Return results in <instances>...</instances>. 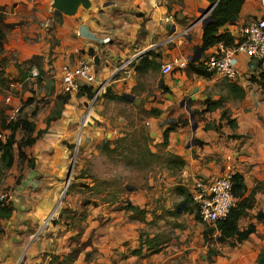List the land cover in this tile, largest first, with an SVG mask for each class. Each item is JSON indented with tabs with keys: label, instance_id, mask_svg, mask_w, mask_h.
Listing matches in <instances>:
<instances>
[{
	"label": "crops",
	"instance_id": "1",
	"mask_svg": "<svg viewBox=\"0 0 264 264\" xmlns=\"http://www.w3.org/2000/svg\"><path fill=\"white\" fill-rule=\"evenodd\" d=\"M209 6L207 0H0L9 25L0 55L9 80L5 106L7 110L13 107L10 114L6 111V120L26 118L34 124L29 138H35L23 147L25 157L20 161L17 143L25 141L27 135L16 131L22 136L15 138L14 164L4 171L9 201L0 208L10 209V214L0 217V264H257L264 248V90L250 78L264 64L239 53L237 81L206 70L203 57L216 53L220 44L201 52V10ZM261 14L257 0H245L237 20L219 28L218 33L228 34L236 43L239 30ZM137 52L143 55L132 71L115 72L116 66ZM194 56L199 59L189 60L183 69L174 67L166 75L160 70L162 64ZM80 63L90 67L94 82L79 80V92L66 95L60 68ZM39 82L43 94L37 91ZM99 88L87 119L86 108ZM64 96L66 102L61 99ZM124 96L133 102L143 100L145 110L150 112L149 137L154 135L158 140L153 148L168 157L170 174L160 179L159 186L148 188L157 199L154 206L147 204V189L138 204L111 202L119 206L113 211L94 204L93 210L87 211L89 215L75 217L79 221L77 229L66 230L65 235L58 233L57 219L72 213L71 206L58 213L60 192L66 181L75 179L71 177L75 171L83 177L76 156L70 163L67 159L73 148L72 131L76 128L87 151L98 139L90 140L88 135L92 121L102 125L108 102L111 107L115 102H131ZM21 98L27 107L36 105L30 114L19 111L15 117ZM184 100L190 101L189 109H182L176 118L192 112L196 129L192 130L189 121L177 124L163 146L164 132L175 123L170 115ZM44 101L52 105L36 120L37 107ZM93 130L94 135L100 133L98 128ZM109 134L106 130L100 143L103 152L114 149ZM226 168L241 176L246 187L242 200L247 207L238 227L242 230L251 225L254 231L239 244L232 240L225 244L204 242L205 224L196 218L192 201L187 210L184 198H191L195 183L207 185ZM73 187L75 183L71 182L68 190ZM168 190L171 201L160 200ZM239 201L234 199V204ZM125 203L144 210L145 219H132V213L123 209ZM95 213L106 215L116 225L105 223L101 227ZM181 215L189 221L180 222ZM50 216L48 225L42 227V221ZM148 216L151 222H176H172L169 235L165 231L144 234L142 239L153 240V244L148 248L141 242L139 250V234L133 231L137 227L127 225V221L146 223ZM90 219L94 222L89 223ZM210 250L217 254L209 256Z\"/></svg>",
	"mask_w": 264,
	"mask_h": 264
},
{
	"label": "rangeland",
	"instance_id": "2",
	"mask_svg": "<svg viewBox=\"0 0 264 264\" xmlns=\"http://www.w3.org/2000/svg\"><path fill=\"white\" fill-rule=\"evenodd\" d=\"M36 88L39 93H44L40 82L37 83ZM4 92L5 95L0 94V124L3 118H8L5 114L6 111L10 114L13 110V107H8L7 110V106L5 105L8 93L6 94V90ZM22 103L23 100L21 98L15 117L18 116L19 111H22V115L26 113L30 114L36 105L33 104L27 107V105ZM108 104L109 105L106 107L108 115L106 118H103V124L100 125L92 121V129H90L88 135H90V140L97 136L98 139H96L95 143L90 146L87 151H85V148L81 145L80 134H78L76 128L72 131L73 148L72 152L67 153V159L70 163L72 158L76 156L83 177H81V173L75 171V174L72 173L71 175V177L75 179L73 181H66L64 188L60 192V199L58 203H56L57 207L60 208L58 213L68 206L72 207V213H65L61 218L57 219V221L60 220L58 221V233L62 232L65 235L67 232L66 230L77 229L79 227V221L76 220L75 217H79V215L82 217L83 215H89L88 212L93 210L92 207L95 206L94 204H97V207H102V210L107 208V210L112 211L118 208L119 206L117 204L121 205L124 200L131 201L132 204H138V201L141 200V195L145 196L146 191L144 190H147L153 184L159 186L161 183L160 179L164 178V175L170 174L171 168L168 164V157L161 149L154 150L153 148L154 143H157L158 140L153 139L154 135L149 137L151 131L149 124L150 112L145 110L143 100L140 102L131 101L127 103L115 102L113 107L110 106L109 102ZM51 105L52 103L50 101L39 103L36 120H39V116L44 114L46 109H50ZM92 105H94V103H90L88 107L86 105L87 110L84 115L87 119L90 117V112H92ZM91 120L92 118L89 119V122ZM104 127L111 133L109 134V138L114 144V149L111 152H103L100 148V143L104 140L103 138L106 134ZM94 128L100 129V133L94 135ZM69 129L71 128L69 127ZM7 134L8 132L6 131L2 132V136H6ZM21 136L22 134L20 132L15 133L16 140H19ZM149 148L159 153L152 154L153 157L151 156L152 158H150V155H148V153H151ZM25 151L29 150L26 149ZM69 166L67 167L69 168ZM76 167L78 168V166ZM4 175L5 174L0 176V194H5V192L9 191L6 188L7 186L5 187L6 176L3 177ZM71 182L75 183V188H69L68 190V187L71 186ZM66 183L68 184L67 187ZM163 185L165 187V184ZM169 188L171 189V187H166V189ZM147 191L146 194L149 195L148 198L145 199H147L146 201L149 200L147 204L152 207L157 199H154L149 189ZM163 194L160 200L166 201L169 199V201H171L169 190L165 191ZM85 200L90 202L89 205H86V208L83 206ZM112 201H116L117 204H111ZM107 204H109V206L104 207ZM80 209L83 211L79 212ZM71 214L73 217H71ZM69 215L70 217H68ZM105 216L106 215L99 213H95L94 215L95 221H97L101 227L112 221L107 220ZM151 220V216H148L146 223L127 221V225H131V227L136 226L137 230L133 231L137 232V234L142 233L143 236L144 234L152 235L158 231H165L169 235L173 232L174 225L172 222H176L169 221L170 219L157 221L155 219V224H153L154 221L151 222ZM178 220L183 223L184 221H189V217L181 215ZM194 220L198 221L197 219ZM92 222L94 221L90 219L89 223ZM111 224L116 225L115 223ZM71 244H74V242L72 241Z\"/></svg>",
	"mask_w": 264,
	"mask_h": 264
},
{
	"label": "trees",
	"instance_id": "3",
	"mask_svg": "<svg viewBox=\"0 0 264 264\" xmlns=\"http://www.w3.org/2000/svg\"><path fill=\"white\" fill-rule=\"evenodd\" d=\"M209 4L213 5L216 3L215 7L210 12L211 22H209L202 31L201 37V52L215 46L218 43H223L224 45L231 47L235 43L233 39L228 34H219L218 29L225 26L228 23H232L237 20L241 8L245 0H207ZM6 16L3 13V8L0 7V55L3 52V44L5 42V34L9 25L5 23ZM247 56V55H246ZM4 60H0V94L5 95V90L9 86V80L5 76V65L2 63ZM206 62V57H203L202 63ZM154 67L152 63L150 65ZM138 70V67L136 68ZM256 85L264 90V66L259 70L256 76L250 78ZM234 89V88H233ZM88 97L91 99V94H88ZM63 102L67 101V96L61 98ZM111 99L122 101L121 97L111 96ZM196 114V113H195ZM225 113H223V118ZM177 124H187V120H175V123H170L169 127L163 134L162 145L165 146L168 142L169 134L175 129ZM21 130L27 135L25 141L21 140L17 143V158L21 161L25 157L23 147L26 145H31L35 138H29V135L34 130V124L28 121L26 118H18L16 121H7L6 118L2 119L0 124V176L4 174V171L9 170L14 164V144H16L15 133L16 131ZM6 131L8 134L2 136V132ZM41 133H38V136ZM150 158H152V153H148ZM152 156V157H151ZM246 187L243 183L241 176L237 174L232 175V195L234 199H241L239 202H235L232 208L230 209L227 217L225 219L216 221L214 224H205L203 230V240L204 242H209L214 240L219 244H225L230 240L235 244L242 243L245 241L251 233L254 231L253 226H248L242 230L238 227V221L241 216L244 215V212L247 207L246 200H242L243 193L245 192ZM191 198L189 195H186L184 202L187 204V210L189 207ZM114 202V201H112ZM123 206V209L127 212H131V218L139 221L145 219L146 212L141 210L139 207L133 206L132 204H127ZM88 205V201L83 202V206ZM3 204L0 203V207ZM194 209V208H193ZM195 211V210H194ZM10 214V209L0 208V217H8ZM198 219V217L196 216ZM142 234H139L138 243L139 250L141 249V242L147 244L148 248L152 247L151 244L153 240H143ZM217 251L210 250V255H216ZM257 264H264V248L260 251L257 257Z\"/></svg>",
	"mask_w": 264,
	"mask_h": 264
},
{
	"label": "built area",
	"instance_id": "4",
	"mask_svg": "<svg viewBox=\"0 0 264 264\" xmlns=\"http://www.w3.org/2000/svg\"><path fill=\"white\" fill-rule=\"evenodd\" d=\"M261 9V17L251 22L239 30L240 39L234 46L228 47L223 43L219 44L218 51L209 55L205 66L208 72H212L231 81L240 79L238 71L237 55L239 53L247 55L249 58L257 59L264 64V0H257ZM143 52H137L125 59L118 66L115 72L128 70L132 71L142 58ZM190 58H178L172 63H165L160 66L162 74L170 73L174 67L183 69L187 66ZM61 83L63 92L66 95H75L79 92V80L94 82L91 76L90 67L85 63H80L77 67L63 65L60 68ZM32 76L37 77L36 71H32ZM103 88V85L100 86ZM100 88L93 95L91 104L98 98ZM218 178L207 185L195 183L191 194L192 204L195 208L198 219L207 224H214L216 221L225 219L234 204L232 195V172L230 168ZM9 201L7 193L0 194V203ZM51 217L42 221V227L48 225Z\"/></svg>",
	"mask_w": 264,
	"mask_h": 264
},
{
	"label": "water",
	"instance_id": "5",
	"mask_svg": "<svg viewBox=\"0 0 264 264\" xmlns=\"http://www.w3.org/2000/svg\"><path fill=\"white\" fill-rule=\"evenodd\" d=\"M216 3L209 6L207 9H204V10H201V18L202 19V22H203V29L206 27V25L211 22V17H210V12L212 11V9L215 7ZM206 18V19H205ZM205 19V20H204ZM200 48L197 50L199 52ZM199 54V53H198ZM199 59V56H194L191 61H196ZM124 98L126 100H129L128 96H124ZM129 101H132V98H130ZM190 105V101H187V100H184L182 101L179 106V110L173 112L171 115H170V118H172L171 120L172 121H175V120H181V121H184V120H187L190 122L191 124V127H192V130L195 131L196 129V126L194 124V116L192 114V112L189 111V115H185V116H180L178 118H176L177 114L179 112H181L182 109L186 108V109H189L188 106ZM67 183H66V187H67Z\"/></svg>",
	"mask_w": 264,
	"mask_h": 264
}]
</instances>
